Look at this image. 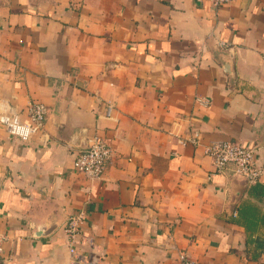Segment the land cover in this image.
Listing matches in <instances>:
<instances>
[{"label": "crops", "instance_id": "1", "mask_svg": "<svg viewBox=\"0 0 264 264\" xmlns=\"http://www.w3.org/2000/svg\"><path fill=\"white\" fill-rule=\"evenodd\" d=\"M32 102L28 141L0 124V264H73L81 211L103 264H264V0H0V112ZM97 135L94 180L74 161ZM216 141L254 147L259 182L215 173Z\"/></svg>", "mask_w": 264, "mask_h": 264}, {"label": "built area", "instance_id": "2", "mask_svg": "<svg viewBox=\"0 0 264 264\" xmlns=\"http://www.w3.org/2000/svg\"><path fill=\"white\" fill-rule=\"evenodd\" d=\"M214 7L227 5L233 0H210ZM202 104L208 106L209 99H202ZM112 105L108 106L110 116ZM47 119V108L41 102H32L28 107V120L21 121L19 116L7 111L0 112V124L7 133L22 141H28L32 136L41 132ZM182 145H200L197 137L181 140ZM205 152L213 159L214 172L224 173L231 170L233 174L245 181L247 184L259 182L263 175L261 163L257 160V150L254 147L231 141H216L206 146ZM111 145L102 137L94 136L87 147L78 150L74 168L78 173L90 179H101L107 169V164L112 157ZM87 223V216L79 212L70 216L65 224V232L68 240V249L73 264H103V258L95 255H84L79 251V239L84 237L83 227ZM3 253L0 247V255ZM178 264H202L182 251L178 255Z\"/></svg>", "mask_w": 264, "mask_h": 264}]
</instances>
